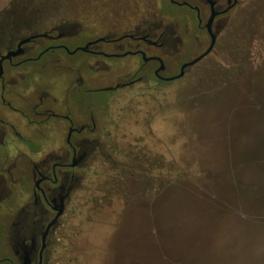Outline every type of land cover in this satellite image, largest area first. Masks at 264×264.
<instances>
[{
	"label": "rangeland",
	"instance_id": "obj_1",
	"mask_svg": "<svg viewBox=\"0 0 264 264\" xmlns=\"http://www.w3.org/2000/svg\"><path fill=\"white\" fill-rule=\"evenodd\" d=\"M14 1L0 0V19L10 16L1 33L65 0ZM87 8L85 19L101 20L94 4ZM152 11L163 28L185 32V7L152 0ZM227 18L213 55L185 78L111 96L112 119L129 148H105L88 167L87 191L75 195L72 227L59 234L53 264H264V161L244 165L243 155L264 148V0H243ZM168 63L177 75L179 55ZM109 97L92 93L84 101L101 108ZM18 202L15 192L4 205L8 215Z\"/></svg>",
	"mask_w": 264,
	"mask_h": 264
},
{
	"label": "flooded vegetation",
	"instance_id": "obj_2",
	"mask_svg": "<svg viewBox=\"0 0 264 264\" xmlns=\"http://www.w3.org/2000/svg\"><path fill=\"white\" fill-rule=\"evenodd\" d=\"M89 2L100 21L85 19ZM242 2L169 0L189 11L181 19L182 35L163 28L152 0L53 1L40 10L46 16L16 20L17 30L0 32V241L7 249L0 264H53L59 234L72 227L75 195L87 191L88 167L105 148H129L112 119L111 96L117 101L135 88H163L185 78L213 55L228 13ZM62 12L63 20L53 19ZM213 13V50L171 80L210 48L206 25ZM175 35L178 48L172 53ZM9 53L13 56L6 58ZM79 53L82 59L74 64L70 58ZM177 54L179 72L170 75L168 58ZM92 93L109 94L106 106L85 102ZM15 192L19 202L8 215L4 205Z\"/></svg>",
	"mask_w": 264,
	"mask_h": 264
},
{
	"label": "water",
	"instance_id": "obj_3",
	"mask_svg": "<svg viewBox=\"0 0 264 264\" xmlns=\"http://www.w3.org/2000/svg\"><path fill=\"white\" fill-rule=\"evenodd\" d=\"M172 1H174V0H172ZM215 16H216V13H213L212 16H211V18H210V20H209V22H208L207 25H206V28H207V30H208V33H209V35H210V37H211V39H212V43H211L210 48L207 50L206 53H204V54H203L202 56H200L199 58L195 59L194 61H192V62H190V63H188V64H186V65H184L183 68H182V72H181L178 76H176V77H174V78H171V80H175V79H180V78H182L183 75H184V70H185L186 67L197 64L201 59H203L204 57H206L207 55H209L210 52L213 50V48H214V46H215V44H216V35H215V34L213 33V31H212V25H213V21H214ZM11 56H13V54H12V53H9L8 56H7L6 58H9V57H11ZM2 63H3V59H2V61H1V63H0V74L2 73V70H3V69H2Z\"/></svg>",
	"mask_w": 264,
	"mask_h": 264
},
{
	"label": "trees",
	"instance_id": "obj_4",
	"mask_svg": "<svg viewBox=\"0 0 264 264\" xmlns=\"http://www.w3.org/2000/svg\"><path fill=\"white\" fill-rule=\"evenodd\" d=\"M243 155L245 156V160L247 162L244 165H247L249 163L255 166L257 165L260 168V163L264 161V148H247L246 152L243 153ZM260 157L263 158V160Z\"/></svg>",
	"mask_w": 264,
	"mask_h": 264
}]
</instances>
